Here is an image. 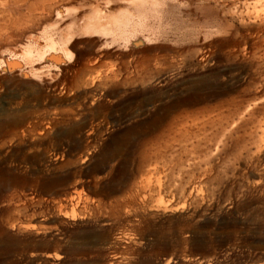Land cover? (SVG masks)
<instances>
[{"label":"rangeland","instance_id":"374dc122","mask_svg":"<svg viewBox=\"0 0 264 264\" xmlns=\"http://www.w3.org/2000/svg\"><path fill=\"white\" fill-rule=\"evenodd\" d=\"M0 264H264V0H0Z\"/></svg>","mask_w":264,"mask_h":264},{"label":"bare ground","instance_id":"6f19581e","mask_svg":"<svg viewBox=\"0 0 264 264\" xmlns=\"http://www.w3.org/2000/svg\"><path fill=\"white\" fill-rule=\"evenodd\" d=\"M122 7L121 8L119 7V8L123 9L125 6L123 8ZM126 8L128 9V7H126ZM109 14H110V16L109 15H105V14H101L100 12H97V11H89L87 13H83V15H84L83 16V20H85V23H83V26L81 28H79V33L82 34V35H88V36L89 35H93V34H106V35L111 34L112 32H114V29H113L114 27H116V29H117V28L125 25L126 22L128 21V19L130 18V16L132 15L131 12L123 11V10L122 11L120 10V12H118V14L114 13L116 15H112L111 16V13H109ZM115 31H117V30H115ZM71 34L72 33H70V31L69 32H65L64 34L61 35L60 40L68 41V38H69V36ZM73 35H76V33L73 34ZM45 36H47V35H45ZM69 40H71V38H69ZM38 42L39 41H37V43ZM44 45H46V44H43V46ZM61 46H63V45H61ZM23 51H22L23 52V56L26 59H29V60H31V57L35 56V55L36 56L37 55L41 56L42 58H40V57L39 58L43 59V57H45V54L48 53V52H50V54H52V53L54 54L55 53V55H56V52H61V53H64L67 57L71 56V53L68 51V48L63 50V51L57 50L55 48V44H54L53 40H52V42L48 43L45 47H41V46L40 47H33V46L29 45L27 47V49L26 50L23 49ZM24 57H23V59H25ZM60 58H62V57H60ZM26 61H28V60H26ZM50 61H52V60H50ZM57 62H59V61L57 60ZM64 62H65V60H64Z\"/></svg>","mask_w":264,"mask_h":264}]
</instances>
